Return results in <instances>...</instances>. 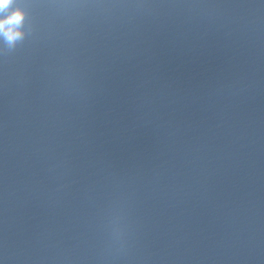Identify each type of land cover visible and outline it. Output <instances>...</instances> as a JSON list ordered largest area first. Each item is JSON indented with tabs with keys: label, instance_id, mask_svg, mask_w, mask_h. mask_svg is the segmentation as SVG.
Here are the masks:
<instances>
[{
	"label": "clouds",
	"instance_id": "1",
	"mask_svg": "<svg viewBox=\"0 0 264 264\" xmlns=\"http://www.w3.org/2000/svg\"><path fill=\"white\" fill-rule=\"evenodd\" d=\"M13 4L14 0H0V13H6L0 16V35L10 46L23 38L22 27L26 15L21 8L9 11Z\"/></svg>",
	"mask_w": 264,
	"mask_h": 264
}]
</instances>
